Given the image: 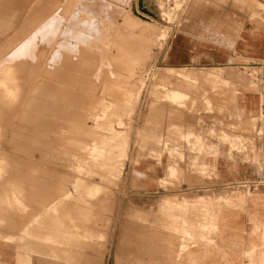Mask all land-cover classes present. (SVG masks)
I'll return each mask as SVG.
<instances>
[{
  "label": "rangeland",
  "instance_id": "374dc122",
  "mask_svg": "<svg viewBox=\"0 0 264 264\" xmlns=\"http://www.w3.org/2000/svg\"><path fill=\"white\" fill-rule=\"evenodd\" d=\"M88 1L13 0L14 25L0 37V57L6 56L0 60V244L29 254L30 239H46V230L54 225L53 230L57 228L67 238L62 243L66 252L58 255L65 264H95L94 256L102 253L110 232L111 196L118 191L124 200L123 212L132 204L146 210L158 206L152 218L144 221L143 213H132L120 217V225L124 232H141L146 224V235L165 247L166 258L159 264H264V0H93L106 6V14L97 16L82 10ZM53 17L64 25L57 32L59 40L76 49L68 57V62L76 64L63 66L68 74L72 71L68 75L69 109L63 110L56 131H51L49 114L46 125L37 128L47 135L41 147L31 152L18 150L12 137L25 101L31 100L38 82L51 86L42 72L51 65ZM132 18L140 20V26L145 24L156 38L150 52L140 58L141 64L132 63L136 56L129 54L133 45H128L134 44L130 34L136 32L129 33L125 26ZM26 24L33 26L21 36ZM82 27L91 44L75 43L63 34L79 33ZM14 39V48L6 47ZM174 46L187 54L184 61L171 60ZM130 68L133 79H128ZM186 77L192 79L188 84ZM173 89L189 92V97L173 101L169 95ZM244 100L248 105L256 100V110L246 112L241 106ZM95 116L100 123L97 128L93 127ZM109 129L119 132L115 145L122 139L129 142L128 159H117L121 149L111 150L114 144L104 136ZM90 149H95V156ZM164 157L163 169L169 165L167 175L155 188L148 178L140 179L139 173L126 184V167H138L144 160L162 163ZM245 170L247 178L241 179ZM237 194L260 200L257 205L242 203ZM200 196L211 199L208 208L192 203ZM220 211H230L232 216L223 220ZM180 214L193 216L195 221L160 229V219L173 224ZM77 231L82 233L79 241H70L69 234ZM178 242L184 246L180 248ZM201 248L211 253L191 261L189 254ZM73 249L77 251L70 253ZM131 254L133 259L135 254ZM42 257L47 258L32 253L34 263ZM50 264L58 262L50 259ZM109 264H114L113 256Z\"/></svg>",
  "mask_w": 264,
  "mask_h": 264
},
{
  "label": "bare ground",
  "instance_id": "6f19581e",
  "mask_svg": "<svg viewBox=\"0 0 264 264\" xmlns=\"http://www.w3.org/2000/svg\"><path fill=\"white\" fill-rule=\"evenodd\" d=\"M47 1V0H46ZM48 2H49V0H48ZM15 3V2H14ZM17 3H18V1H17ZM31 3V2H30ZM32 3H34V2H32ZM59 3V2H58ZM123 3V2H122ZM12 4H13V0H0V37L2 36V35H4V34H6L8 31H10V29L13 27V22H14V19H15V14H14V9H12ZM22 4V3H21ZM61 4V3H60ZM105 4V3H104ZM104 4H100L98 1H91V0H89L88 1V4L87 5H84V9H83V6H82V10H85L86 12H91V13H94L95 14V16H97V15H100V14H102V15H104V13L106 14V6H104ZM16 5V4H15ZM17 5H19V4H17ZM63 5V4H62ZM28 6H29V4H28ZM126 6V5H125ZM13 8H15V7H13ZM19 9V8H18ZM57 9H59V8H57ZM51 10V9H50ZM61 10V9H60ZM125 10V9H124ZM28 11V10H27ZM59 11V10H58ZM62 11V10H61ZM79 11H80V7H79ZM55 12V11H54ZM120 13V12H119ZM25 14V13H24ZM87 15V14H86ZM101 15V16H102ZM127 17H128V15H126ZM125 16V17H126ZM41 17V16H40ZM55 17V16H54ZM52 18V20H51V28H50V38H51V41H53V45H54V47H53V53L51 54V57H50V63H51V65L49 66L50 67V69H46V70H43V72H42V74H43V76L45 77V79H48V78H50V84H51V86H50V88L46 85V82L45 81H40V82H38V84L35 86V88H34V90H33V96H32V98H31V100H29L28 102H26L25 101V104L23 105L25 108L21 111L22 113H21V115H20V117H19V124H18V131H17V133H16V136H14V137H12V141L15 143V141H18V142H23V145H22V147H23V149L25 150V151H27V152H31V151H34V150H37L36 148H39V147H41L40 145H41V143L44 141H46L47 140V135H43L41 132V134L39 133V129H37V128H42V127H44V124L46 125V118H48V114L50 115V123H49V125H50V127H51V131H56V128H57V126H58V122H60L59 120H60V118H61V116H62V112H63V110H67V109H69L68 107H69V105H70V98H69V92H68V90L70 89L69 88V86H70V83L68 82L69 81V77H68V75L69 74H71L72 73V71L71 72H69V74L67 73V71L65 72L64 71V69H63V66L65 65V63L66 64H73V63H75L76 64V62L74 61L73 63L71 62H68V60H71L70 58H68L69 56H73V54L76 52V49H75V46H70V47H68L67 45H66V43L65 42H62V41H60L59 39H62V38H58V36H57V32L60 30V25L58 24V21H57V18ZM62 17V16H61ZM87 17H90V15L89 16H87ZM93 17H94V15H93ZM132 16H130V18H131ZM91 19H95V18H97V17H95V18H92V17H90ZM89 18V19H90ZM106 19V18H105ZM129 19V18H128ZM128 19H125V22H126V20H128ZM133 19V18H132ZM132 19H131V22H130V24H126L127 26H125V27H129L128 29H129V33L131 32V31H134V32H136V33H138L139 32V34H136V33H132L131 32V34H130V36L132 37V40H133V42H134V44H131V42L130 41H128V39L126 40V41H128V42H130V45H128V46H132L133 45V47H132V51H130L131 53H129V51H128V53L129 54H131V55H133V57H135L134 59H132L131 57H130V59H132L131 60V62L132 63H134V62H138V63H140L139 62V60H140V58L141 57H143L145 54H147L148 52H150L149 50L151 49V46H152V43H154V40L156 39L155 37H153L149 32V29L148 28H146V27H143V26H140L138 23V21H140V20H136V21H134V19H133V22H132ZM39 20V19H38ZM59 20V19H58ZM88 20V19H87ZM100 20V19H99ZM18 21V20H17ZM43 21V20H42ZM46 21V20H45ZM78 21V20H77ZM124 21V20H123ZM32 22H36V21H32ZM82 22V21H81ZM97 22V21H96ZM100 22V21H99ZM129 22V21H128ZM128 22H126V23H128ZM42 23V22H41ZM74 23V22H73ZM87 23H91V22H87ZM132 23V24H131ZM123 24H124V22H123ZM140 24H141V22H140ZM34 25H35V23H34ZM41 25V24H40ZM77 25H79V24H77ZM81 25V24H80ZM114 25V24H113ZM122 25V24H121ZM120 25V26H121ZM142 25V24H141ZM30 26H33V25H29V24H26L25 25V28H24V30L20 33L21 34V36H24L28 31L27 30H29L31 27ZM64 26V25H63ZM63 26L61 27V30H62V28H63ZM114 26H116V25H114ZM67 27H69V25L67 26ZM94 27H97V24H96V26H94ZM124 27V28H125ZM65 28V27H64ZM70 28V27H69ZM113 28H115V27H113ZM116 29H120L119 28V26H118V28H117V26H116ZM67 30V29H66ZM122 30H123V28H122ZM121 30V31H122ZM136 30V31H135ZM68 31V30H67ZM77 31V30H76ZM138 31V32H137ZM81 32H83V33H81ZM85 31H84V27H82V31H80L79 33H76V34H74L73 33V35H71V34H69V33H67L66 31H64L63 32V34L65 35V37L67 38V36L72 40V41H74L75 43L76 42H79V43H82V44H91L90 43V40H89V36H87V35H85L86 33H84ZM117 32V31H116ZM126 32H127V30H126ZM125 32V33H126ZM118 33V32H117ZM122 33V32H121ZM128 33V32H127ZM62 34V33H61ZM63 34L61 35V36H63ZM123 34V33H122ZM161 34H163V33H161ZM159 35V37L160 36H162V35ZM59 35V34H58ZM118 35H119V33H118ZM129 35V34H128ZM127 35V36H128ZM94 36V35H93ZM120 36V35H119ZM130 36H128V37H130ZM156 36V35H155ZM165 36V35H164ZM115 37V36H114ZM113 37V38H114ZM118 37V36H117ZM130 37V38H131ZM95 38V37H94ZM118 38H120V37H118ZM130 38H129V40H130ZM138 38V40L139 41H137L136 39ZM155 38V39H154ZM4 39V38H3ZM21 39H22V37H21ZM55 39V40H54ZM64 39V38H63ZM112 40V39H111ZM120 39H118V41H119ZM116 41V40H115ZM121 41V40H120ZM137 41V42H136ZM104 42V41H103ZM127 42V43H128ZM138 42H140L139 44H138ZM7 43V42H6ZM96 43V42H95ZM93 44V45H96V44ZM116 43L118 44V42L116 41ZM14 44H15V39L11 42L10 41V43L8 44V47H13L14 46ZM110 44V43H109ZM116 44V45H117ZM122 44V43H121ZM125 44H126V42H125ZM129 44V43H128ZM118 46H121L120 44H118ZM117 46V47H118ZM45 47V46H44ZM111 47V46H110ZM14 48V47H13ZM109 48V47H108ZM108 48H107V50H108ZM112 48V47H111ZM128 48V47H127ZM126 48V49H127ZM4 49V48H3ZM29 49V48H28ZM118 49H120L119 47H118ZM124 49V48H123ZM126 49H125V51H126ZM25 51H26V47H25V49H24ZM23 50V51H24ZM30 50V49H29ZM51 50V51H52ZM116 50V49H115ZM121 50V49H120ZM116 52V51H115ZM118 52V51H117ZM116 52V54L118 55V54H120V56H122L121 55V53H120V51L117 53ZM121 52H123L122 50H121ZM22 52H20L19 54H21ZM28 53V52H27ZM26 53V54H27ZM112 54V52H109V54ZM29 54H30V52H29ZM44 54V53H43ZM108 54V53H107ZM110 54V55H111ZM126 54V53H125ZM113 55V54H112ZM16 56V55H15ZM27 56L28 55H25V57L27 58ZM119 56V55H118ZM120 56H119V58H120ZM127 56H129L128 54H127ZM148 56V55H147ZM17 57V56H16ZM22 57L24 58V56L22 55ZM32 57V56H31ZM109 57V56H108ZM107 57V58H108ZM113 57V56H112ZM111 57V58H112ZM146 57V56H145ZM75 58V57H74ZM81 57H79V59H80ZM114 58V57H113ZM117 58V57H116ZM122 59H124L123 57H121ZM129 58V57H128ZM144 58V57H143ZM142 58V59H143ZM19 59V58H18ZM109 59V58H108ZM142 59L140 60V61H142ZM21 60H22V58H21ZM26 60V59H25ZM82 60H83V58H82ZM116 60V59H115ZM27 61V60H26ZM118 61V60H117ZM127 61H129V60H127ZM24 62V61H23ZM68 62V63H67ZM91 62V61H90ZM89 62V63H90ZM46 63V62H45ZM88 63V62H87ZM129 63V62H128ZM141 64V63H140ZM96 65V64H95ZM130 65V64H129ZM136 65V64H135ZM76 66V65H75ZM74 66V67H75ZM126 66V65H125ZM65 67H68V66H65ZM136 67V66H135ZM76 68V67H75ZM121 68V67H120ZM123 68V67H122ZM121 68V69H122ZM128 68V67H127ZM139 68V67H138ZM141 68V67H140ZM42 69V68H41ZM67 69V68H66ZM129 69V68H128ZM128 69H126V70H128ZM131 69V68H130ZM137 69V68H136ZM17 70V69H16ZM77 70V69H76ZM85 70V69H84ZM123 70H125V68L123 69ZM122 70V71H123ZM125 70V71H126ZM132 70V69H131ZM122 71H120V73L122 72ZM118 72V71H117ZM124 72V71H123ZM15 72H13V74H14ZM76 73H77V71H76ZM81 73V72H80ZM83 73V72H82ZM86 73V72H85ZM130 73V77L128 78L127 76V78L128 79H133L134 77H135V73H134V71L132 70V71H130L129 72ZM12 74V73H11ZM12 74V75H13ZM78 74V73H77ZM92 74V73H91ZM118 74V73H117ZM117 74H115V75H117ZM123 74V73H122ZM127 74V73H126ZM185 74V73H184ZM12 75H8V76H12ZM83 75V74H82ZM125 75V74H124ZM123 75V76H124ZM183 75V74H182ZM181 75V76H182ZM185 75H187V74H185ZM4 76V75H3ZM79 76V75H78ZM91 76H93V75H91ZM138 76V75H137ZM43 77V78H44ZM115 77V76H114ZM210 77V76H209ZM75 78H77V77H75ZM79 78H81V77H79ZM84 78V77H83ZM91 78V77H90ZM94 78V77H93ZM212 78H214V77H212ZM78 79V78H77ZM116 79H119V78H116ZM209 79H211V78H209ZM38 80V79H37ZM83 80V79H82ZM184 80L186 81V83L188 84V82H190V81H192V79L190 78V77H186V78H184ZM49 81V80H48ZM79 81V80H78ZM122 81V80H121ZM129 81V80H128ZM212 81V80H211ZM36 82V81H35ZM72 82H75V80L74 81H72ZM123 82V81H122ZM6 82H4L3 83V85L5 84ZM76 83V82H75ZM103 83V82H102ZM24 84H25V82H24ZM33 84V83H32ZM35 84V83H34ZM109 84V83H108ZM127 84H129V82L127 83ZM183 84V83H182ZM84 86V85H83ZM103 86V85H102ZM111 86V85H110ZM115 86V85H114ZM126 86V85H125ZM124 86V87H125ZM178 86L179 87H181L179 84H178ZM196 86V85H195ZM108 87V86H107ZM192 87V86H191ZM222 87V86H221ZM67 88H69V89H67ZM92 88V87H91ZM90 88V89H91ZM94 88V87H93ZM103 88V87H102ZM104 88H106V87H104ZM195 88V87H194ZM22 89V88H21ZM118 89H120V88H118ZM125 89V88H124ZM189 89V88H188ZM193 89V88H192ZM206 89V88H205ZM32 90V89H31ZM112 90H114V89H112ZM130 91V89H126V91ZM185 90V89H184ZM106 91V90H105ZM172 91V90H171ZM170 91V93L171 94H169L168 92H167V94H169L170 95V98L173 100V101H180V100H182V99H185V98H187V97H189L188 96V93L189 92H191V90L189 89V92H183V91H181V90H179V89H173V91L171 92ZM30 92V91H29ZM102 92H103V90H102ZM111 92V91H110ZM109 92V93H110ZM109 93H106V94H109ZM115 93H116V91H115ZM115 93H114V95H115ZM130 93H133V91H130ZM129 93V94H130ZM140 91L139 92H137V95H138V98L140 97ZM215 93V92H214ZM105 94V93H104ZM112 94V93H111ZM110 94V95H111ZM117 94V93H116ZM126 94H128V93H126ZM134 94V93H133ZM223 94H225V92L223 93ZM122 95V94H121ZM131 96H132V94H130ZM218 95V94H217ZM30 97H31V95H30ZM91 97V96H90ZM93 97V96H92ZM130 97V96H129ZM129 97H127V98H129ZM86 98V97H85ZM85 98H83V99H85ZM96 98V97H95ZM20 99V98H19ZM97 99V98H96ZM91 100H92V98H91ZM102 100V99H101ZM98 101V100H97ZM125 101V100H124ZM130 101V100H129ZM136 101V100H135ZM138 101V100H137ZM42 102V103H41ZM8 103V102H7ZM83 103V102H82ZM11 105V104H10ZM87 105H89V104H87ZM14 106V105H13ZM22 106V107H23ZM115 106V105H114ZM116 106H118V105H116ZM95 107H97V106H95ZM99 107V106H98ZM108 107H110V106H107V107H105V109L106 108H108ZM85 108V107H84ZM116 108V107H115ZM6 109V108H5ZM10 109V108H9ZM73 109V108H72ZM112 109V108H111ZM117 109V108H116ZM115 109V110H116ZM4 110V109H3ZM6 110H8V109H6ZM74 110V109H73ZM114 110V109H113ZM114 110V111H115ZM118 110H119V108H118ZM4 112H8V111H4ZM11 112V111H10ZM29 112H33L34 113V115L33 116H31V115H29L28 113ZM103 112V111H102ZM5 113V114H6ZM12 113V112H11ZM11 113H10V115H11ZM20 113V112H19ZM67 113V112H66ZM111 113V112H110ZM115 113H117L116 111H115ZM8 114V113H7ZM112 114H114V113H112ZM121 114V113H120ZM9 115V116H10ZM109 115V114H108ZM3 116H6V115H3ZM8 116V117H9ZM47 116V117H46ZM7 118V117H6ZM97 116H95V118H94V120H93V127H99L98 125L100 124H97L98 123V121H97ZM5 119V118H4ZM129 119V118H128ZM121 120V119H120ZM14 121V120H13ZM17 121V120H16ZM5 122V121H4ZM3 122V123H4ZM48 122V121H47ZM99 122H101V121H99ZM103 122V121H102ZM105 122V121H104ZM1 123V122H0ZM3 123H2V125H3ZM113 123V122H112ZM5 124V123H4ZM103 123H101V125H102ZM106 124V123H105ZM131 124V123H130ZM14 125V124H13ZM16 125H17V123H16ZM15 125V126H16ZM100 125V126H101ZM104 125V124H103ZM92 126V125H91ZM106 126V125H105ZM49 127V126H48ZM79 127V126H78ZM32 128V129H31ZM46 128V127H45ZM91 128V127H90ZM105 128V127H104ZM44 129V128H43ZM82 129V128H81ZM86 129V128H85ZM84 129V130H85ZM34 130V131H33ZM37 130H39V131H37ZM79 130H80V128H79ZM102 130V129H101ZM3 131H4V129H3ZM5 131H6V129H5ZM12 131V130H11ZM86 131H87V129H86ZM13 132V131H12ZM15 132V131H14ZM44 132V131H43ZM84 132V131H83ZM88 132V131H87ZM91 132V131H90ZM80 133H81V131H80ZM80 133H78V134H80ZM89 133V132H88ZM116 133H119L117 130H115V131H113V130H108V134H104V136L106 137V138H108L109 140H112V143H113V141H116L117 140V134ZM46 134H48V133H46ZM90 134H92V133H90ZM94 134H96V132L94 133ZM13 135H15V133L13 134ZM83 136V135H82ZM81 136V137H82ZM93 136V135H92ZM103 136V135H102ZM103 136V137H104ZM52 137V136H51ZM84 137V136H83ZM100 137V136H99ZM119 137H120V135H119ZM92 138H95V137H92ZM97 138V137H96ZM11 139V138H10ZM85 139V138H84ZM98 139V138H97ZM116 139V140H115ZM107 140V139H106ZM119 140L120 139H118V142H119ZM95 142H96V140H94ZM105 141V140H104ZM122 141V142H121ZM26 142H30L29 143V145H25L24 143H26ZM95 142H93V143H95ZM98 142V141H97ZM120 142L121 143H119V144H117V145H115V143H113L114 144V146L112 145V143L110 144V146L112 145L113 146V148L111 149L112 151L113 150H115V149H121L120 150V153L118 154V157H117V159L118 158H124V159H128V157H129V146H128V144H129V142L128 141H125V139H124V141H123V139L122 140H120ZM127 142H128V144H127ZM12 143V142H11ZM88 143V142H87ZM108 143H110V142H108ZM116 143H117V141H116ZM67 144V143H66ZM73 144V143H72ZM91 144V143H90ZM15 145V144H14ZM13 145V146H14ZM69 145H71V144H69ZM83 145V144H82ZM75 146H76V144H75ZM105 146V145H104ZM107 146V145H106ZM110 146L107 148V149H109L110 148ZM87 147V146H86ZM116 147V148H115ZM202 147V146H201ZM115 148V149H114ZM82 150V149H81ZM104 150H106L105 148H104ZM10 151V150H9ZM79 151V150H78ZM88 151H91V155H94L95 153H94V151H95V149H90V150H88ZM87 151V152H88ZM107 151V150H106ZM105 151V152H106ZM86 152V153H87ZM108 152V151H107ZM106 152V153H107ZM83 153L85 154V152L83 151ZM90 154V153H89ZM19 155V154H18ZM52 155V154H51ZM81 155H82V153H81ZM85 155H87V154H85ZM84 155V156H85ZM105 155H107V154H105ZM109 155H111V154H108V156ZM83 156V157H84ZM95 156V155H94ZM96 156H98V155H96ZM112 156H113V153H112ZM115 156V155H114ZM114 156H113V158H114ZM10 157V156H9ZM77 157V156H76ZM80 157V156H79ZM82 157V156H81ZM86 157V156H85ZM100 157H101V155H100ZM100 157H99V159H100ZM102 157H104V156H102ZM111 157V156H110ZM106 158V157H105ZM104 158V159H105ZM115 158H116V156H115ZM114 158V159H115ZM84 159V158H83ZM86 159V158H85ZM98 159V160H99ZM102 159V158H101ZM100 159V160H101ZM88 160V159H87ZM98 161V162H101V161ZM134 160V159H133ZM89 161V160H88ZM104 161V160H103ZM106 161H108L107 159H106ZM126 161V160H125ZM125 161H123V162H125ZM90 162H92V161H90ZM118 162V161H117ZM116 162V163H117ZM120 162V164L122 163V161H119ZM88 163V162H87ZM102 163V162H101ZM104 163H107V162H105L104 161ZM110 164V163H109ZM92 165V164H91ZM91 167V166H90ZM94 168H95V166H93ZM92 167V169H94ZM97 167H99V166H96V168ZM112 168L113 167H115V165L114 166H111ZM124 167H125V164L123 163L122 164V170H124ZM95 168V169H96ZM114 170V169H113ZM118 170V169H117ZM120 170V169H119ZM173 170V169H172ZM171 170V171H172ZM201 170V169H200ZM116 171V170H115ZM114 171V172H115ZM121 171V170H120ZM126 171V170H125ZM86 172V171H85ZM119 171H117V173H118ZM101 173V172H100ZM3 174V173H2ZM121 174H122V172H121ZM173 174V173H172ZM99 175V174H98ZM106 175V174H105ZM110 175V174H109ZM135 176V175H134ZM2 177V176H1ZM87 178V177H86ZM109 178H110V176H109ZM120 178V177H119ZM80 180H82V179H80ZM110 180V179H109ZM112 180V179H111ZM80 183V182H79ZM85 185V184H84ZM86 185H88V184H86ZM8 187V186H7ZM14 190V189H13ZM77 192V191H76ZM233 196H234V194H233ZM235 197V196H234ZM236 197H238V199L242 202V203H245V199H246V197L244 196V195H242V194H237L236 195ZM232 198V197H231ZM170 200L171 199H169V202H170ZM172 200H174V199H172ZM166 201H168V200H166ZM210 201H211V199H207V198H203V197H201L200 196V198H198V199H196V201L195 202H192V203H195V204H198V205H201L202 207H204V208H208V204H210ZM172 202V201H171ZM170 202V203H171ZM231 201H228V203H230ZM238 202V201H237ZM165 203V202H164ZM240 203V202H239ZM232 204V203H231ZM176 205V204H175ZM236 205H237V203H236ZM52 206H54V205H52ZM242 207V206H241ZM56 212V211H55ZM208 212V211H207ZM199 219V218H198ZM188 220V219H187ZM54 222H58V221H56L55 220V218H54ZM199 222V221H198ZM52 226H54V225H50V259H52V260H55V261H57L58 262V264H65L63 261H64V257H58V255H60V252L61 253H63V252H66V250L65 249H63V245H62V243H63V240H66L65 238H64V235H63V233H61L57 228L55 229V230H53V228H52ZM148 226H150V225H148ZM154 226H157V225H154ZM154 229V228H153ZM199 229V228H198ZM155 230V229H154ZM153 230V231H154ZM156 231V230H155ZM157 231H159V230H157ZM86 232V231H85ZM147 232V231H146ZM160 232V231H159ZM89 233V235L91 234L92 235V233H91V231H87L86 232V234H88ZM80 234H82L80 231H77V233L76 234H69V236H68V238H70L69 240L71 241V240H73V241H79V239L78 238H81V235ZM153 234H154V232H153ZM158 233H156V235H157ZM106 236V235H105ZM159 236V235H158ZM156 237V236H155ZM160 237H161V235H160ZM162 238H164V237H162ZM166 238V237H165ZM154 240H156V239H154ZM85 241V240H84ZM158 241V240H157ZM160 241V240H159ZM67 244H70V242H68ZM106 246V245H105ZM104 246V247H105ZM158 246V245H157ZM71 249V248H70ZM103 249V248H102ZM75 251H77L76 249H73L70 253H73V252H75ZM82 251V250H81ZM78 252H79V250H78ZM97 252V251H96ZM102 252V251H101ZM160 252V251H159ZM105 253V252H104ZM132 252H130L129 253V258H127V259H129V261H127V263L126 264H144L139 258H137L136 256L132 259L131 257H130V254H131ZM164 253V252H163ZM70 255H72V254H70ZM83 255H84V253H83ZM95 255V254H94ZM103 255V253H99V254H97L96 256H94V262L92 261V260H90L89 262H93V263H95V264H102L103 263V261H102V259L104 258V256H102ZM132 255V254H131ZM159 255V254H158ZM103 257V258H102ZM127 257H128V255H127ZM154 258H157V257H155L154 256ZM153 258V259H154ZM90 259H93V258H90ZM125 259V258H124ZM144 259V258H143ZM147 260V259H146ZM122 261V260H121ZM126 261V260H125ZM150 261V260H149ZM148 261V262H149ZM124 262V261H123ZM151 264H159V261H155V260H153V262H150ZM117 264H120V263H117ZM124 264V263H123Z\"/></svg>",
  "mask_w": 264,
  "mask_h": 264
},
{
  "label": "crops",
  "instance_id": "0c3cea01",
  "mask_svg": "<svg viewBox=\"0 0 264 264\" xmlns=\"http://www.w3.org/2000/svg\"><path fill=\"white\" fill-rule=\"evenodd\" d=\"M9 42L6 43V47ZM6 55V53H5ZM186 53L181 52L177 47H173L171 51V60L173 62H181L184 61L186 58ZM6 60V56L0 57V60ZM180 68L182 66H173ZM243 109L246 112H254L257 108V102L255 100V103H249L245 102V100L242 102ZM15 148L23 149L22 145L23 142L14 143ZM25 144V143H24ZM27 145V144H25ZM167 158L164 157L162 160V163H156L152 160H144L143 163H139L138 167H133V165L130 168L126 167V184H128L131 177L134 176V173H139L140 179H146L148 178L150 187L155 188L157 182H161L165 179L168 171L163 169L164 165H166ZM240 167H246L243 169H247L248 167L245 165H239ZM227 167V165H226ZM252 168H248V171H252ZM261 171L263 169L260 168ZM177 171V170H176ZM246 171V170H245ZM244 177H240L241 179H246L247 171L244 172ZM240 176V175H239ZM260 178L256 177L255 181ZM188 201V199H184ZM258 198H247L245 199V203L253 205H257L259 203ZM194 201V200H192ZM162 202V201H161ZM179 204H182V200H178ZM160 204V203H159ZM124 200L120 199L118 197V191L113 192L111 196V225H110V232L108 238H106L105 247L100 250L102 251L104 258L102 259V264H109L112 256L114 257V264L120 263V264H126L127 261H129V253L133 252L137 258H139L144 264H151L150 262L160 261L162 262L166 258V251L164 245L162 243L148 237L146 235V224H143L144 227L142 228V231L139 232L137 230H127L126 232L122 231L121 225H120V217L121 219L124 218V215L128 218L132 213H143L144 218L143 220L147 219V217L152 218V214H156L158 211V206L156 209H150L146 210L139 205L132 204V206H128L127 211H124ZM220 214H222L223 220L224 218L231 217L232 213L230 211H220ZM218 213V214H219ZM188 219V220H187ZM1 220V218H0ZM126 221H129L128 219ZM186 221V223H193L195 221L193 216H184V215H176L175 221H172L170 219H160V229H170L171 225H182V222ZM264 222V217H263ZM150 223H152V220H150ZM153 223H157L155 219H153ZM46 230L47 228L44 227ZM150 229V227H149ZM264 229V224H263ZM50 229L46 230V233L48 237L46 239H30V251L28 253H23V251H20L19 249L15 248V246H10L9 244H0V264H50ZM181 242V241H180ZM180 242H178L179 247L181 248L182 245ZM158 245V246H157ZM123 250L124 254H122ZM252 250V249H251ZM250 250V251H251ZM160 251V252H159ZM105 252V253H104ZM164 252V253H163ZM32 253L45 256L47 258H40L35 260V263L32 259ZM121 253V254H120ZM211 251L208 248H201L198 251H192L189 254L190 260L194 261L197 260L200 256H206L209 255ZM159 254V255H158ZM128 255V257H127ZM157 257V258H154ZM125 258V259H124ZM144 258V259H143ZM154 258V259H153ZM147 259V260H146ZM122 260V261H121ZM126 260V261H125ZM150 260V261H149ZM124 261V262H123ZM149 261V262H148ZM178 262V260H177Z\"/></svg>",
  "mask_w": 264,
  "mask_h": 264
}]
</instances>
